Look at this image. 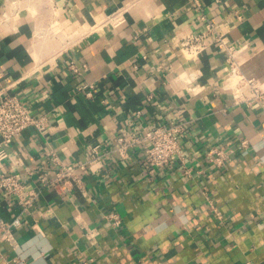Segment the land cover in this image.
<instances>
[{"label": "crops", "instance_id": "1", "mask_svg": "<svg viewBox=\"0 0 264 264\" xmlns=\"http://www.w3.org/2000/svg\"><path fill=\"white\" fill-rule=\"evenodd\" d=\"M199 1L264 88V0ZM117 10L125 22L105 23ZM203 29L194 0H0V101L17 93L51 120L0 164L35 195L23 210L0 188V219L23 220L0 264H264V105L235 101L222 48L183 55L182 37ZM181 121L183 162L152 167L144 144L116 150L118 136ZM97 145L82 183H52L49 150L75 165ZM214 145L236 150L221 168Z\"/></svg>", "mask_w": 264, "mask_h": 264}, {"label": "built area", "instance_id": "2", "mask_svg": "<svg viewBox=\"0 0 264 264\" xmlns=\"http://www.w3.org/2000/svg\"><path fill=\"white\" fill-rule=\"evenodd\" d=\"M197 11L200 12L204 23V29L199 33H188L182 37L179 49L188 59H197L204 53L211 44L218 46L226 51L228 55V77L231 81V92L236 102H246L252 104L259 102L264 105V88L260 82L248 77L241 70L235 58L236 46L229 41L226 34L218 27L205 12L204 6L199 0H194ZM126 20L123 11L117 10L105 18V23L118 26ZM68 69L75 74H81L82 69L74 62L70 61ZM87 89V95L92 96L93 85L83 87ZM104 101V100H103ZM51 126V120L46 113H37L33 107L25 102L17 93L6 92L2 95L0 101V164L9 158V149L16 138L23 132L34 127L39 133H47ZM186 129V122L181 121L175 124H160L151 127L145 132L131 136H118L117 148L121 156H124L129 149L144 144L147 151V163L152 167H165L173 159H180L182 162V146L180 138ZM248 140L241 141L240 147L246 148ZM94 155L91 159L78 164H65L59 160L54 150H49L47 155L55 166L56 175L52 180L53 184H59L61 181L68 182L74 179L82 183L79 171H88L91 165L102 156L99 145L95 146ZM236 150L225 151L218 145H214L207 152L208 159L212 167L221 168L226 164L230 155ZM189 173V169H186ZM0 188L5 191L8 197L15 196L23 210L27 209L35 197L33 194L29 198L25 196L26 185L24 181L14 173L0 172ZM218 216L221 217L220 213ZM108 219L115 225H120L122 219L118 213L112 211L107 215ZM22 216H16L10 221L0 219V259L3 257L1 243L9 241L15 243L14 229L22 225ZM90 238H93L90 236Z\"/></svg>", "mask_w": 264, "mask_h": 264}]
</instances>
